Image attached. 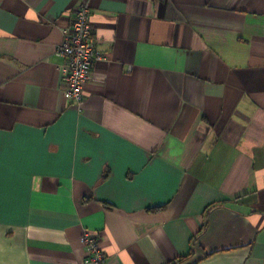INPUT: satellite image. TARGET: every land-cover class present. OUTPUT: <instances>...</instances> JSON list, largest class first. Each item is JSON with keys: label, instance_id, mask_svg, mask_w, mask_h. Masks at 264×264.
<instances>
[{"label": "crops", "instance_id": "1", "mask_svg": "<svg viewBox=\"0 0 264 264\" xmlns=\"http://www.w3.org/2000/svg\"><path fill=\"white\" fill-rule=\"evenodd\" d=\"M85 229L104 264H264V0H0V264H85Z\"/></svg>", "mask_w": 264, "mask_h": 264}, {"label": "built area", "instance_id": "2", "mask_svg": "<svg viewBox=\"0 0 264 264\" xmlns=\"http://www.w3.org/2000/svg\"><path fill=\"white\" fill-rule=\"evenodd\" d=\"M90 15L86 3L76 7L55 49L56 55L64 58L62 96L77 104L83 99V89L92 77L94 63L104 58L93 34ZM79 240L85 247V264H104L105 253L95 232L85 229Z\"/></svg>", "mask_w": 264, "mask_h": 264}]
</instances>
